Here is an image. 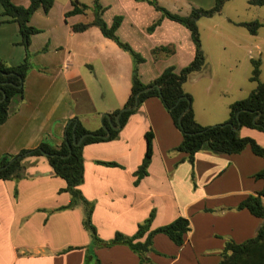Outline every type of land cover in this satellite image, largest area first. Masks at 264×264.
I'll use <instances>...</instances> for the list:
<instances>
[{
	"label": "crops",
	"instance_id": "0c3cea01",
	"mask_svg": "<svg viewBox=\"0 0 264 264\" xmlns=\"http://www.w3.org/2000/svg\"><path fill=\"white\" fill-rule=\"evenodd\" d=\"M142 3L118 4L106 22L114 14L121 16L115 32L143 56L137 63V73L141 81L147 82L166 65L178 70L191 59L194 47L186 40L187 30L169 19L162 17L147 30L156 15L145 18L140 12L145 9ZM53 5L45 15L50 17ZM55 7L56 17L45 16L42 23L36 18L40 7L29 16L28 22L39 31L29 37V65L22 81V97L10 98L7 116L0 123V154L34 147L41 140L58 144L72 117L87 129H95L100 126V117L109 120V112L124 101L119 103L124 94L119 86L129 84L131 68H127V59L125 68L118 66L119 59H124L121 48L105 36L112 53L109 58L101 56V46L108 43L103 38L98 40L99 48L94 44L92 51L79 52L86 41L80 36L70 47V25L81 13L65 15L69 1ZM18 40L16 22L0 21V59L6 64L22 60L24 49ZM158 45H170L172 51L165 54L157 50L153 55L151 49ZM178 56L182 57L179 62ZM95 60L101 68L94 67ZM149 60L160 65L146 68ZM84 64L89 67L87 71L82 68ZM89 86L98 90L101 103L93 101ZM82 94L89 107L82 104ZM111 97L113 102L109 101ZM147 129L152 132L151 156L146 173L133 183V170L142 157L143 133ZM237 130L264 145V131L245 125ZM180 137L159 97L148 96L128 114L114 137L82 146L83 170L78 187L92 202L90 219L100 238H110L114 231L131 234L150 210V228L182 215L189 223L183 241L175 244L164 233L156 232L152 236L154 250L145 255L153 264H217L225 240L238 242L253 236L262 221L236 204L261 187L263 180L253 173L264 166V160L247 146L234 153L202 147L190 163L185 152L173 149ZM96 159L116 164H102ZM21 163L19 177L0 178V264H82L84 246L92 254L85 264H96L94 256L99 264H149L139 263L126 244H93L83 227L80 205L57 208L69 201V194L60 190L65 182L53 173L43 154H25Z\"/></svg>",
	"mask_w": 264,
	"mask_h": 264
},
{
	"label": "trees",
	"instance_id": "16d2710c",
	"mask_svg": "<svg viewBox=\"0 0 264 264\" xmlns=\"http://www.w3.org/2000/svg\"><path fill=\"white\" fill-rule=\"evenodd\" d=\"M152 6L159 10L160 17H167L178 21L187 27L189 35L194 45V52L191 59L175 70L173 65L164 66L161 71L152 79L143 82L139 79L137 73V63L143 60V56L134 50L127 41L118 37L115 32L121 16L114 14L111 21L107 23L101 16L103 6L99 0H92V17L85 22H74L70 25L72 31L83 30L89 25L98 27L100 33L111 39L119 48L126 51L132 60L130 69L129 91L122 103V106L128 108L120 111L118 115L119 126L112 128L109 121L114 123V114L119 107L109 112V120L102 117L103 124L108 128V134L98 126L95 129H87L79 119L72 117L67 123L65 131L58 144H50L44 140L39 141L34 147L20 148L15 153L3 152L0 154V166L7 162L10 157H14L8 164L0 168V178H17L21 175V158L25 154H43L52 168L55 175L64 180V186L60 190H65L69 194V201L66 204L59 205L57 208L73 207L80 205L82 210V224L88 230L91 242L97 245H110L113 243L126 244L138 257V262H147L153 264L145 255L146 251L154 250L152 246V236L156 232L164 233L173 243L180 244L183 241L184 233L189 229V223L186 217L177 215L168 222L159 224L150 228L149 223L153 211L136 224L135 230L131 234H124L114 231L110 238H100L96 234L95 227L90 219L92 202L84 198L78 187L82 180V146L85 143L106 140L114 137L118 129L124 123L128 114L133 112L139 103L146 97L156 95L161 100L172 123L179 129L181 137L173 149L185 152L186 158L190 163L193 160V154L202 147L211 151L225 153H234L247 146L250 151L259 155L264 160V145L255 141L248 135H240L238 127L241 125L250 126L264 131V81L258 80L259 58H251V69L248 78L256 82L244 97L234 99L228 105V115L226 119L215 124H201L195 120L191 107V98L187 91L182 88V82L187 75L200 69L204 62V55L200 48L196 19L202 15H210L218 11L223 0H213L209 7L192 6L187 14H178L170 11L164 6L158 4L156 0H146ZM251 4H264V0H246ZM52 0H28L26 5L15 4L11 0H0V14L2 20L15 21L19 33L18 42L24 49V56L21 61L15 64H6L0 59V123L6 118L8 113V104L13 95L22 97V81L28 68V43L32 33L39 29L28 22L30 14L40 7L42 11H47L51 6ZM70 8L64 11V14L81 13L87 7L86 3L78 0H69ZM160 17L152 20L146 29L151 30L160 20ZM236 23L245 26L250 33H255L261 21L257 19L242 20ZM157 50H162L165 54L172 51L170 45H158L151 49L154 55ZM155 84L158 86L156 87ZM150 86L144 91H139L143 87ZM137 93V103L134 107V95ZM3 93V96H2ZM78 143H72L71 139H77L81 136ZM145 147L142 157L133 170V183H136L141 176L146 173V167L151 156V137L152 132L147 129L143 133ZM69 144V149L67 147ZM96 162L113 165L112 160L96 159ZM254 177L261 178L263 183L259 189L246 194L237 204V208H245L249 213L260 217L261 223L253 236L247 237L241 241L227 239L224 241L220 251V257L217 264H264V166L253 173ZM91 253L86 251L82 264L91 257ZM95 263L98 259L94 256Z\"/></svg>",
	"mask_w": 264,
	"mask_h": 264
},
{
	"label": "rangeland",
	"instance_id": "374dc122",
	"mask_svg": "<svg viewBox=\"0 0 264 264\" xmlns=\"http://www.w3.org/2000/svg\"><path fill=\"white\" fill-rule=\"evenodd\" d=\"M66 1L69 0H52L54 5L51 9L50 17L48 14L45 15L44 11H38V13H36V18L40 21L39 23L44 22L48 17H56L55 6H58V3L61 4ZM78 1L86 3L87 7L78 15L77 19L73 20V23L78 21L85 22L92 17V0ZM135 1L143 2L142 4H144L145 9H140V12L143 13L145 18L149 19V17L152 18L154 15H156V18L160 17L159 10L155 9L152 4L146 0H99L100 4L103 6L101 16L105 21H109V17H111L110 13L118 7V4L121 5L127 2L133 3ZM156 2L170 11L178 14H187L192 6L209 7L212 5L213 0H156ZM163 18L176 22L180 24L184 30L186 29L188 32V39L186 40L193 44L189 35V30L184 24L165 16H163ZM251 19L261 21L255 33L248 32L245 26L236 23L237 21ZM195 23L198 31L200 48L204 55V62L200 69L196 71L198 73H192L186 77L182 82V88L190 95L191 107L194 111V118L196 121L201 124L210 125L224 121L228 115L229 103L234 99L244 97L255 87L256 82L248 78L251 69V58H259L258 80L264 81V4H251L246 0H223L218 11L210 15L198 17ZM79 36L81 39L86 40L82 42L79 48V52L81 53H83L81 50H95L94 44L99 48L98 40L104 37L97 26L91 25L84 30L73 31V36L69 37L68 44L70 47L73 46L74 40ZM105 40L108 43L105 46H101L102 49H104L101 52V56L108 55L109 58V55H112L109 49V39L107 38ZM91 45L94 46V48H92ZM114 45L117 46L116 44ZM122 52L124 54V59H119L118 66L125 68V60L127 59L129 63L127 68H131L132 60L130 55L124 50H122ZM176 58H178V62L182 60L180 56ZM92 63L95 68H101L99 60H95ZM149 64L152 67H149ZM158 65L160 64L152 63L149 60L145 67L155 68V66L157 67ZM82 68L87 71L89 67L84 64ZM129 84H121L119 86L120 90L121 88L124 90V94L119 103L125 100L129 90ZM104 87H102V89L105 90ZM89 91L93 94V101L96 104L101 103L102 99L100 98L101 96L98 90L93 86H89ZM100 91L102 90L99 89V92ZM81 98L82 104L85 107H89L88 102L85 100V95L82 94ZM109 101L113 102V98H109ZM120 107H122V104L119 108ZM99 125L101 126L100 120ZM84 248V252L89 249H86V246H84Z\"/></svg>",
	"mask_w": 264,
	"mask_h": 264
},
{
	"label": "water",
	"instance_id": "95a60500",
	"mask_svg": "<svg viewBox=\"0 0 264 264\" xmlns=\"http://www.w3.org/2000/svg\"><path fill=\"white\" fill-rule=\"evenodd\" d=\"M155 86L158 87L156 84H155ZM149 87H150V86L143 87V88H142L141 90H139V91H144V90L148 89ZM139 91H137V92L135 93L133 104H132L131 106H129V107H134V106L136 105V103H137L136 96H137V93H138ZM2 96H3V93H2ZM126 108H128V107H127V106H122V107H120V108L118 109V111L114 114V121H115V123H110V127H112V128H117V127L119 126L118 115H119L120 111H122V110H124V109H126ZM104 115H105L106 117H108V114H107V113H104ZM100 123H101V127L105 130V134H104V135H107V134H108V128L103 124V122H102V118H101V117H100ZM81 137H82V135L79 136L77 139H75L74 137H72L71 142H72V143H78V142L80 141ZM67 147H68V149H69V144H68V143H67ZM13 158H14V157H10V158L7 160L6 163H4L3 165L0 166V168L3 167V166H5L6 164H8Z\"/></svg>",
	"mask_w": 264,
	"mask_h": 264
}]
</instances>
